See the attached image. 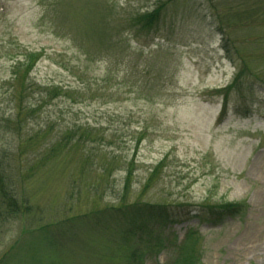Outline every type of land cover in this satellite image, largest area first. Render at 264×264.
Wrapping results in <instances>:
<instances>
[{
    "label": "rangeland",
    "instance_id": "rangeland-1",
    "mask_svg": "<svg viewBox=\"0 0 264 264\" xmlns=\"http://www.w3.org/2000/svg\"><path fill=\"white\" fill-rule=\"evenodd\" d=\"M157 2L0 0V175L19 203L0 192V263L131 264L130 228L103 210L140 201L175 216L151 222L160 250L144 228L143 264H175L189 231L202 235L197 264H264V18L231 30L233 58L207 0L174 1L157 31L114 32L111 49L92 30L107 4L118 26ZM224 202L246 211L199 217Z\"/></svg>",
    "mask_w": 264,
    "mask_h": 264
},
{
    "label": "trees",
    "instance_id": "trees-1",
    "mask_svg": "<svg viewBox=\"0 0 264 264\" xmlns=\"http://www.w3.org/2000/svg\"><path fill=\"white\" fill-rule=\"evenodd\" d=\"M176 0H158L153 9H147L143 11H135L131 13H123L117 18L118 26L114 25V19L112 12L116 11L111 4H107V14L103 22V29L100 27L93 26L92 30L95 34L99 32H106L104 37L106 42L102 45L108 46L109 49L112 46L111 39L114 32L118 34L125 35L126 31H131L136 33H150L157 31L162 25L166 14L172 4ZM209 2V8L211 10L213 24L216 26L219 33L222 35L223 48L227 52L230 58H233L232 49L229 46L231 30L234 28H249L252 27L250 24L253 23L254 18L262 17L264 18V10L261 12L257 11L256 6H252L254 3H260L264 7V0H207ZM251 4V5H250ZM95 15V13H94ZM102 18V19H103ZM120 31V32H119ZM104 40V39H103ZM38 54L31 53L27 56L28 59L24 63L17 65V78L21 84H25L30 81V74L34 69L36 59ZM238 74L235 78V83L241 78L243 74L242 68H239ZM236 84H231L227 86L229 88L225 96L227 97L231 90H234L237 86ZM227 114V103H224V107L221 111V118ZM83 137H81L80 141ZM86 139V138H84ZM83 139V140H84ZM79 139L75 140L76 143L80 142ZM58 150V149H57ZM56 150V151H57ZM159 167L157 166L155 170L151 171L149 182L153 180L154 176L158 174ZM130 175L126 178L124 183V192L129 189ZM0 192L3 199V203L8 204L9 207L18 208L19 203L14 194H12L8 189H6L4 180L0 175ZM148 185H145L146 188ZM124 200V195L122 197V202ZM199 217L206 219V221L211 222L214 225H221L228 220L234 219L241 216L246 211V204L241 202H224V203H204V205H197ZM152 204H145L140 201H135L131 203H124L118 206L107 207L103 210L106 213L107 218L112 220L118 219L119 223L123 222L127 228H130L122 237L124 243L128 246L125 250L129 253L124 255L131 264H143L142 259H144V252H141L139 244L142 240V233L144 228L149 231V238L154 237L155 241L152 242L150 239L147 242V246L151 249V252L156 249L160 250L161 247L165 245L164 240L159 236L154 226L151 225L152 220H170L175 216L170 211H166ZM163 213L165 216H162ZM202 213V214H201ZM158 240H157V238ZM185 238L179 246L178 254L179 257L175 264H197L200 263V251L199 245L201 244L202 235L196 231H189ZM162 239V241H161ZM133 243L132 245L129 243ZM2 264V262L0 263Z\"/></svg>",
    "mask_w": 264,
    "mask_h": 264
}]
</instances>
